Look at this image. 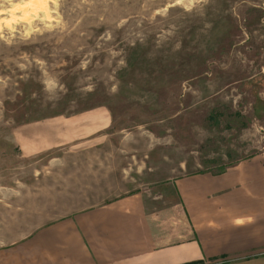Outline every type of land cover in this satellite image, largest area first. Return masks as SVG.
<instances>
[{"label": "rangeland", "instance_id": "rangeland-1", "mask_svg": "<svg viewBox=\"0 0 264 264\" xmlns=\"http://www.w3.org/2000/svg\"><path fill=\"white\" fill-rule=\"evenodd\" d=\"M15 16L0 24V264L51 221L132 193L157 212L178 205L175 179L264 162V0H31Z\"/></svg>", "mask_w": 264, "mask_h": 264}, {"label": "crops", "instance_id": "crops-1", "mask_svg": "<svg viewBox=\"0 0 264 264\" xmlns=\"http://www.w3.org/2000/svg\"><path fill=\"white\" fill-rule=\"evenodd\" d=\"M59 136L47 150L64 144ZM170 186L178 205L147 213L139 193L115 198L36 228L12 243L3 259L7 264H264L262 160L250 158L218 175L175 179Z\"/></svg>", "mask_w": 264, "mask_h": 264}, {"label": "clouds", "instance_id": "clouds-1", "mask_svg": "<svg viewBox=\"0 0 264 264\" xmlns=\"http://www.w3.org/2000/svg\"><path fill=\"white\" fill-rule=\"evenodd\" d=\"M6 5H8L9 7H5ZM26 7H31V0H29L28 4L23 3V0H21V2L18 4L13 3V0H0V16L7 15L9 17H12V19L10 20H0V24L6 27H10L11 24L17 22L18 19H25V17L17 18L15 16V13L22 11Z\"/></svg>", "mask_w": 264, "mask_h": 264}, {"label": "trees", "instance_id": "trees-1", "mask_svg": "<svg viewBox=\"0 0 264 264\" xmlns=\"http://www.w3.org/2000/svg\"><path fill=\"white\" fill-rule=\"evenodd\" d=\"M221 173V172H220ZM220 173H218V174H220Z\"/></svg>", "mask_w": 264, "mask_h": 264}]
</instances>
